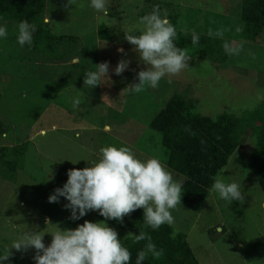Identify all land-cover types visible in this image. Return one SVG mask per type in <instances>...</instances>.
<instances>
[{
	"label": "rangeland",
	"instance_id": "374dc122",
	"mask_svg": "<svg viewBox=\"0 0 264 264\" xmlns=\"http://www.w3.org/2000/svg\"><path fill=\"white\" fill-rule=\"evenodd\" d=\"M151 1L107 0L108 14L96 16L89 0H70L71 4L68 0H47L46 12L57 22L53 31L78 36L75 43H67L63 62L70 60L69 64L19 46L15 38L17 22L6 23L8 36L0 40V125L5 130L4 134L0 132V147L10 146L17 154H23V165L19 160L16 173H6V166L0 164V251L6 253L12 241L27 230L53 231L56 225L74 229L85 220H104L98 211H88L73 220L70 210L64 207L65 198L50 203L48 197L63 186L69 169L88 166L85 159H96L104 145L124 143L142 158L158 155L165 163L167 150L161 134L149 123L174 94L195 99L197 111L211 117L224 112L242 116L264 101V42L261 38L248 40L242 37L243 31L236 32L237 26L244 29L245 25L231 16L228 7L231 9L239 0H225V8L222 0H195L196 4H190L222 14L220 18L229 24L227 28L233 35L231 45L243 43L238 55H230L224 63L189 57L188 67L179 74L162 78L156 88L143 85L141 91L130 93L128 87L138 83L137 73L147 66L125 39L123 28L135 29L134 34H138L140 17L153 9L149 6ZM157 1L168 18L175 13L180 17L188 13L187 0ZM197 17L196 24L205 31L206 13L199 12ZM101 20L110 25L109 39L99 38ZM118 48L125 53L118 52ZM74 54L79 56V65L72 64ZM121 59H127L129 67L117 75L112 70ZM105 61L109 64L106 82L92 89L73 82L83 80L85 70L95 69V64ZM75 90L85 94L78 98L72 95ZM74 99H79L76 106ZM104 101L117 105L118 111L106 110ZM256 141L252 131L219 176L242 185L243 201L228 204L211 191L203 208L195 211L184 205L182 191L181 204L171 210L172 226L177 232L189 234L200 264H264V191L249 160ZM71 160L78 162L73 164ZM166 167L179 182L183 176ZM106 222L117 231L118 238L133 234ZM211 227L218 231L225 227L215 242L208 232ZM51 239V234L45 232V246ZM36 251L33 247L10 248L5 263L35 264Z\"/></svg>",
	"mask_w": 264,
	"mask_h": 264
},
{
	"label": "clouds",
	"instance_id": "9594fccd",
	"mask_svg": "<svg viewBox=\"0 0 264 264\" xmlns=\"http://www.w3.org/2000/svg\"><path fill=\"white\" fill-rule=\"evenodd\" d=\"M68 2L71 4L70 0ZM90 7L98 13L108 14L107 0H89ZM141 27L138 34L135 29H125V39L134 46L139 61L147 67L137 73L138 83L128 87L130 93L141 91L143 85L156 88L162 78L179 74L185 67L188 54L176 44L177 31L169 20L167 12H161L159 6H153L151 12L140 17ZM35 24L20 20L15 28V38L19 46H31ZM237 26L236 32H242ZM8 36V27L0 23V40ZM209 36L223 38L224 30L209 31ZM200 37L193 32L191 43L199 44ZM243 43L232 46L223 43L226 55H238ZM118 52L125 53L123 48ZM126 55V54H125ZM97 67L84 71L83 85L94 88L109 79L107 61L95 64ZM129 67L127 59L118 61L112 70L119 75ZM79 99L73 100V106ZM78 135V133H77ZM79 160V159H78ZM78 160L72 161L73 164ZM88 166L72 168L67 172V180L49 195L50 203L66 199L64 207L70 210V218L79 220L88 211H98L105 219L99 222L85 220L74 229H60L56 225L53 231L27 230L13 240L7 252L0 251V264H5L9 249H36L35 264H130L131 253L118 239L117 231L107 224V220H122L132 211L143 208V222L153 230L162 224L172 225L174 217L171 210L181 204L182 185L174 179L158 155L142 158L127 144H108L99 149L96 159L87 160ZM223 175V173H221ZM211 190L228 204L233 200L243 201L242 185L235 181H224L219 176L213 178ZM46 224H53L46 221ZM45 232L51 234V242L45 246ZM136 242L147 241L145 248L137 253L136 264L151 254L158 258L162 250L157 249L145 231L131 234Z\"/></svg>",
	"mask_w": 264,
	"mask_h": 264
},
{
	"label": "trees",
	"instance_id": "16d2710c",
	"mask_svg": "<svg viewBox=\"0 0 264 264\" xmlns=\"http://www.w3.org/2000/svg\"><path fill=\"white\" fill-rule=\"evenodd\" d=\"M190 1L195 3H189L187 0V14L182 17L179 13L169 16L178 34L177 46L181 47L189 57L209 59L218 63L226 62L230 55L225 54L223 43L228 41L231 44L233 37L227 28L229 24L220 18L222 14L192 7L190 4H196V1ZM154 2L158 1L152 0L149 6H154ZM220 2L224 8L228 7L225 5V0ZM157 5L162 8L161 3L158 2ZM228 10L231 16L234 15L243 21L245 26L242 37L251 41L261 38L264 42V0H239L231 9L228 7ZM46 11L47 0H0V23L6 24L12 21L18 23L26 19L29 23L35 24L37 31L33 33V42L31 46L25 45V47L30 52L63 62L64 54L68 50L67 43H75L78 41V36L55 33L53 30L57 22H53ZM113 12L116 14V9H113ZM119 12L117 8V13ZM199 12L206 13L205 31L202 30L201 25L196 24ZM109 13L112 17L115 16L112 12ZM109 28L108 23L99 21L97 31L100 39L111 37ZM218 29L224 30L223 38L209 36V31L215 32ZM193 32L199 35V44L191 43ZM112 105L111 110L118 111V106ZM149 124L161 134L162 145L167 150L165 156L167 166L185 177L182 184L185 206L195 211L203 208L210 197L213 178L220 176L236 149L245 143L252 131L256 134L257 141L249 160L256 170L258 182L264 191V101L255 110L248 111L242 116L224 112L217 117H211L197 111L195 99L176 93ZM0 132L5 133L1 125ZM21 157L23 154H17L13 147H0V164L6 166V173H16L19 160L22 161ZM107 221L131 230L133 234L145 231L150 235L151 241L157 249L162 250V254L158 258L149 254L143 264H200L186 233L177 232L168 224H162L156 230L147 227L143 222V208L132 211L120 221L115 219ZM208 232L211 241L215 242L225 232V227L220 231L211 227ZM118 239H121V243L131 253L130 264H136L137 253L145 248L147 241L136 242L132 235Z\"/></svg>",
	"mask_w": 264,
	"mask_h": 264
},
{
	"label": "crops",
	"instance_id": "0c3cea01",
	"mask_svg": "<svg viewBox=\"0 0 264 264\" xmlns=\"http://www.w3.org/2000/svg\"><path fill=\"white\" fill-rule=\"evenodd\" d=\"M96 13H97L96 16H99V13L98 12H96ZM71 60H72V63H74L73 64L74 66L80 64V61H79L80 59H79V56H77V54L72 55V59ZM76 62H78V63H76ZM65 63L66 62H64V64ZM67 63L69 64V62H67ZM73 82L75 84H78L79 86H84V88H87L88 87L87 85H83V80H81V79L75 80ZM84 94H85V91H81V90H77V92L75 90V92H72V95L73 96L74 95H77L78 98H81L80 96H83ZM63 95H64V98H67V94L65 92H63ZM104 106H105V109L107 110V109H112L111 107L113 105L109 101H104ZM106 128L109 129L110 128V125H106ZM164 164H166V163H164ZM184 181H185V177L184 176L182 178H179V182H180L181 185L183 184ZM219 230H221V228H219ZM187 238H188L189 243L191 244V242L189 240L190 239L189 238V234H187Z\"/></svg>",
	"mask_w": 264,
	"mask_h": 264
}]
</instances>
